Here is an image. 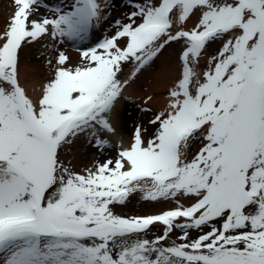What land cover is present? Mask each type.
I'll return each instance as SVG.
<instances>
[{"label": "snow or ice", "instance_id": "6c2138e0", "mask_svg": "<svg viewBox=\"0 0 264 264\" xmlns=\"http://www.w3.org/2000/svg\"><path fill=\"white\" fill-rule=\"evenodd\" d=\"M14 4L0 31V264H264V0H126L115 20V0ZM110 20L75 63L58 49ZM37 45L54 56L34 101L20 68ZM173 46L166 104L126 136L133 85ZM81 148L97 155L77 171ZM134 196L141 212L124 214Z\"/></svg>", "mask_w": 264, "mask_h": 264}, {"label": "bare ground", "instance_id": "6f19581e", "mask_svg": "<svg viewBox=\"0 0 264 264\" xmlns=\"http://www.w3.org/2000/svg\"><path fill=\"white\" fill-rule=\"evenodd\" d=\"M115 3L117 4V8L112 13L111 20H115L117 17H121L123 13H126L130 11L131 9L126 7V0H115ZM10 4L11 9L10 12L15 9L14 0H0V31H3L6 28V13L9 9L7 5ZM41 13H43V9L40 10ZM111 20L100 26L105 34H108V32L111 33ZM98 29V28H97ZM107 32V33H106ZM101 38L98 40H94L90 35L89 37L81 42L76 43L73 41L64 42L63 44L57 45L58 49L61 51H65L66 54H68L73 62L75 63L78 59L79 52L77 51L78 48H86L93 46L95 43H97ZM91 44V45H88ZM179 48V46H173L172 48H168L167 51L164 53V56H162L159 60H157L148 72L143 73L140 75L138 81L136 84L133 85L131 94L133 96V101L135 104H138L140 106H143L141 104V100L143 97L152 94L155 96V100L151 102L149 105H147L149 108L152 109L153 112H156L164 107L166 104V96H167V90L169 86V80L164 75V73L167 70V63L169 61L175 62L177 54L174 53L173 49ZM41 48H38L37 51H25V55L21 56V68H20V82L22 83V86L26 89L27 94H31L32 96H36L35 94L39 93L40 89H42V86L44 83L47 82V80L50 78V72L51 68L47 65L45 68L38 67L37 64H34V57H32V54L39 55L41 53ZM51 51V50H50ZM54 56V53L51 51L48 53V57L52 58ZM203 63V61H202ZM127 112L125 113V115ZM138 118H140V114L137 115ZM149 117L141 119L140 122L144 123L146 127L147 125L146 121ZM127 119L124 117V134L126 136L131 135V126L132 124H126ZM109 139L115 141L117 143V137H110ZM142 208V206H141Z\"/></svg>", "mask_w": 264, "mask_h": 264}, {"label": "rangeland", "instance_id": "374dc122", "mask_svg": "<svg viewBox=\"0 0 264 264\" xmlns=\"http://www.w3.org/2000/svg\"><path fill=\"white\" fill-rule=\"evenodd\" d=\"M49 2L51 3H55L56 0H49ZM7 7H9L7 13H6V26H7V23L10 21V18L11 16L14 14V11L15 9L12 11V13L10 12V9H11V6L10 4L7 5ZM103 30L101 28H95L91 31V33L89 34L94 40H98L99 38H102L103 35H105L104 32H102ZM107 33V32H106ZM108 34H110V32H108ZM66 43L69 42V41H65ZM88 45H91V44H88ZM215 45L212 46V48L209 49V52L213 51L215 49ZM38 48H41L39 45L33 47V48H30L28 49L29 51H37ZM42 49V48H41ZM27 50V49H25ZM179 48H175L173 49L174 53L177 54ZM41 52H44L45 55L42 56L41 54L39 55H35V54H32L34 57V64H37L38 67H42V68H45L47 66L46 64V61H45V56L48 57V53H50L51 51L50 50H45V49H42ZM25 51H23L21 53V56L22 55H25ZM49 58V57H48ZM126 72H127V69H126ZM21 83V82H20ZM22 85V83H21ZM40 92L35 94L36 96H32L31 94H29V97L32 98L34 101L37 100L41 94V91L42 89L39 90ZM136 106L135 107H132V106H128V110H127V114L124 116L128 122H126V124H129L131 123L133 125V117H135L139 122L141 119H144V118H147V117H151V115L155 112H149L147 114H144V113H141L139 111V107H141L140 105L138 104H135ZM148 107V106H146ZM140 114V118H138L137 115ZM148 128L151 130V126H148ZM132 130V126L130 128ZM113 142V144H116L115 141L111 140ZM197 144H193V152L197 149ZM117 148L116 147H113L112 149L108 150L106 152V155L107 156H115L116 155V152H117ZM73 154H76V150L74 149L73 150ZM97 153L94 149H91V148H87L86 150L81 148L79 149V154L77 155V158L75 160H73V163L76 165V170L79 171L81 168L85 167V166H91V164L93 163V157L96 156ZM68 159H72V155H70L68 157ZM100 160H103L104 157L101 156L99 157ZM142 203L138 201L137 197H133L132 198V201L131 203L128 205L127 208L123 209L122 212L124 214H128V215H133V214H138L141 212L142 208Z\"/></svg>", "mask_w": 264, "mask_h": 264}]
</instances>
